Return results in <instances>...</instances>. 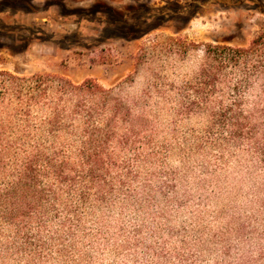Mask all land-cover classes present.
<instances>
[{"label":"rangeland","instance_id":"374dc122","mask_svg":"<svg viewBox=\"0 0 264 264\" xmlns=\"http://www.w3.org/2000/svg\"><path fill=\"white\" fill-rule=\"evenodd\" d=\"M263 27L264 0H0V70L114 89L141 116L148 154L109 206H78L79 228L63 210L26 239L0 225V264H229L264 252V167L214 145L221 90L200 77L204 44L245 47Z\"/></svg>","mask_w":264,"mask_h":264},{"label":"trees","instance_id":"16d2710c","mask_svg":"<svg viewBox=\"0 0 264 264\" xmlns=\"http://www.w3.org/2000/svg\"><path fill=\"white\" fill-rule=\"evenodd\" d=\"M203 46L207 62L200 77L213 93L221 90L212 105L221 130L214 145L264 167V27L245 47ZM134 112L120 93L91 78L74 83L49 73L0 70V225L14 239H26L30 223L59 210L64 225L79 228L78 206H109L117 187L148 159L139 140L147 138L146 128ZM136 154L142 159L133 161ZM254 234L247 231L249 238ZM230 252L223 245L222 255L230 258ZM250 254L229 264H264L262 250L256 259Z\"/></svg>","mask_w":264,"mask_h":264}]
</instances>
